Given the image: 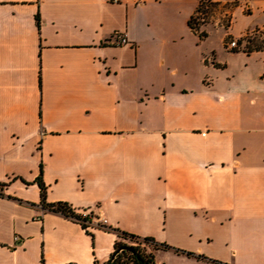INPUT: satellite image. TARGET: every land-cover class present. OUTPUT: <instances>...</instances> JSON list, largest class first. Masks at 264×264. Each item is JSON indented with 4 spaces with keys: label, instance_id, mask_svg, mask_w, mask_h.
Listing matches in <instances>:
<instances>
[{
    "label": "crops",
    "instance_id": "1",
    "mask_svg": "<svg viewBox=\"0 0 264 264\" xmlns=\"http://www.w3.org/2000/svg\"><path fill=\"white\" fill-rule=\"evenodd\" d=\"M200 1L0 0V264H104L115 229L157 264H264V50L226 47L264 0H207L233 18L203 39Z\"/></svg>",
    "mask_w": 264,
    "mask_h": 264
},
{
    "label": "trees",
    "instance_id": "2",
    "mask_svg": "<svg viewBox=\"0 0 264 264\" xmlns=\"http://www.w3.org/2000/svg\"><path fill=\"white\" fill-rule=\"evenodd\" d=\"M207 4H218L212 1L202 0L199 2L195 13L188 20L190 28L199 33L201 39L207 36L206 32H200V26L197 18L198 12L202 6ZM256 37H245L238 41L239 49L241 48L242 41H245V47L243 50L252 52L255 50H264V40L258 42ZM38 185L41 191V204L48 211L62 214L82 225L84 229L89 232V226L93 223L94 214L90 212L88 215H84L83 212L76 211L67 202H46V186L42 182L41 178L38 179ZM6 187V183H0V195H4L3 189ZM98 226L107 228V225L99 223ZM117 233V240L114 245V251L112 252L109 260L104 264H157L154 257V250L157 249H169L170 246L157 242L152 237H141L126 231L114 230ZM92 234V233H91ZM181 252L180 250H176ZM184 252V251H182ZM189 256H194L193 253L188 252ZM198 258H203L198 256Z\"/></svg>",
    "mask_w": 264,
    "mask_h": 264
},
{
    "label": "rangeland",
    "instance_id": "3",
    "mask_svg": "<svg viewBox=\"0 0 264 264\" xmlns=\"http://www.w3.org/2000/svg\"><path fill=\"white\" fill-rule=\"evenodd\" d=\"M232 5H220V4H207L202 6L201 10L197 14L200 28L207 24H216L228 28L231 25L233 18ZM250 37H256L255 39L260 42L264 40V31L255 32Z\"/></svg>",
    "mask_w": 264,
    "mask_h": 264
},
{
    "label": "built area",
    "instance_id": "4",
    "mask_svg": "<svg viewBox=\"0 0 264 264\" xmlns=\"http://www.w3.org/2000/svg\"><path fill=\"white\" fill-rule=\"evenodd\" d=\"M105 1L110 2V3H119V2H122L123 0H105ZM137 1H139V0H137ZM252 35H253L252 33H247V34L244 36V38H245V37L252 36ZM117 39H118V43H119V44H127V43H129L128 39H127L125 36H118ZM226 47H227L228 49L238 48V47H239L238 40H236V39H232V40L228 41ZM212 58H213V57H207V58H206V61H209V60H211ZM83 214H84V215H88V214H90V212L85 211V212H83ZM94 223L97 224V225H98L99 223H102V224L107 225L105 219H103L102 217H101V218H100V217H96L95 215H94V217H93V223H92L90 226H92ZM90 226H89V227H90Z\"/></svg>",
    "mask_w": 264,
    "mask_h": 264
}]
</instances>
